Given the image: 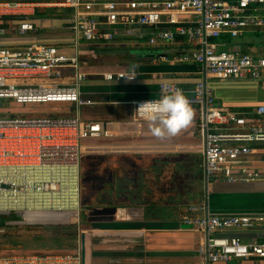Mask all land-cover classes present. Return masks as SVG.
I'll return each mask as SVG.
<instances>
[{"label": "built area", "instance_id": "1", "mask_svg": "<svg viewBox=\"0 0 264 264\" xmlns=\"http://www.w3.org/2000/svg\"><path fill=\"white\" fill-rule=\"evenodd\" d=\"M57 7L72 11L70 30L86 44L111 43L114 32L104 26L155 27L177 24L178 17L192 15L197 28L157 32L149 37L150 45L171 44L175 35L198 48L179 62L202 66L212 80H261L264 58L217 49L214 40L225 36L240 38L248 31H264V0H0V38L24 37L36 32L29 10ZM166 16L167 19H163ZM103 17L105 21L97 18ZM22 19L23 22L9 20ZM4 21L9 25L4 26ZM143 39V35H138ZM79 55L69 57L47 44H26L18 48L0 47V100L17 105H72L73 116L0 118V213L34 211H72L80 209L81 142L105 135L103 126L81 120L79 111L93 101L81 96L85 80ZM72 70V82L64 85V69ZM128 72L105 73V81H129ZM134 80V79H133ZM131 80V81H133ZM162 86L179 89L191 107L203 109L200 129L204 136L201 152L208 186L219 184L264 183V107L252 113H226L217 107L214 95L198 82L186 93L178 85L160 83L155 99L132 103L133 121L141 102L160 98ZM76 203L72 204V196ZM59 200L67 206H60ZM49 203L48 206H46ZM191 207L193 215L203 211ZM182 223L191 231L206 234L208 264L233 260L264 261V241H242L220 237L231 230H253L264 225V214H208L186 216ZM4 228L0 226V237ZM0 264H83L81 248L75 252L45 254H0Z\"/></svg>", "mask_w": 264, "mask_h": 264}, {"label": "crops", "instance_id": "2", "mask_svg": "<svg viewBox=\"0 0 264 264\" xmlns=\"http://www.w3.org/2000/svg\"><path fill=\"white\" fill-rule=\"evenodd\" d=\"M39 9L51 11L53 18L37 19L35 13ZM71 15L70 9L57 7L31 9L29 19L33 24L37 23L34 24L36 32L24 37L0 38V47L47 44L55 46L66 56L79 55L82 62L80 71L85 74L80 93L83 98L94 102L80 109L79 116L83 121L100 123L105 132L101 137L84 140L88 143L83 146L82 155L116 152L120 159L119 166L125 169L127 162H130L135 168H141L143 173V163L146 161L149 164L152 161L164 162L166 167L183 168V165L190 166L189 158L194 160L201 156L200 181L203 183V135L200 125L204 109L192 107L194 116L188 127L178 135L158 139L150 132L147 122L137 124L133 121L132 103L157 98L160 83H172L190 93L198 82H202L212 91L217 107L226 113L240 115L264 107V78L256 81L212 80L206 77L201 65L178 61L199 48L187 44L182 36L175 35V42L171 44L148 43L149 37L160 31L169 30L176 34L177 29L188 31L197 28V19L192 15L178 17L177 24L187 25L184 28L167 29L160 27L166 24H160L155 27L108 30L115 33L114 40L102 44H86L75 37L70 30ZM97 19L105 21L103 17ZM245 34L261 35L264 31H248L240 38ZM138 35H143V39H139ZM224 39L226 37L214 40L220 51L246 52L244 54L255 58L264 53L263 47L258 50L251 45L235 47L232 44L235 39L229 42ZM133 65L137 66V76L133 81H105L102 77L105 73L128 72ZM63 75L60 83L70 84L72 70L64 69ZM63 105L62 113L65 112L67 116L75 114L72 105ZM137 179H128L129 187L132 181L134 188H137ZM167 185L165 183L160 190L146 189L141 194L135 190L130 192L126 182L123 183L119 189V204L100 209L101 216L92 213L93 221L88 224L90 231L85 235V264H208L206 234L191 231L182 223L184 217H203L206 211L219 215L264 214V183L208 186L207 203L203 185L192 196L185 192L175 194L171 188H166ZM239 197L241 199H237ZM219 198L223 203L217 205ZM195 206L204 210L193 215L189 209ZM218 235L236 237L244 242L253 239L264 241V225L253 230L236 229ZM218 264H264V261L233 260Z\"/></svg>", "mask_w": 264, "mask_h": 264}, {"label": "rangeland", "instance_id": "3", "mask_svg": "<svg viewBox=\"0 0 264 264\" xmlns=\"http://www.w3.org/2000/svg\"><path fill=\"white\" fill-rule=\"evenodd\" d=\"M232 44L240 48L251 45L254 49L258 50L262 47L264 48V34H245L242 38L232 40ZM258 58H264V53L258 55ZM63 106V104L17 105L12 101L0 100V118L63 116L66 115L65 112L62 113L61 111ZM87 143L88 141L81 142V150ZM200 158L201 156H198L197 159L194 160L189 158L190 166L186 167V165H183V168L180 166L179 168L166 167L164 162L156 163L152 161V163L149 164L146 161V163H143V173L141 168H135L130 162H127L128 164L126 163L127 167L125 169L119 166L120 159L116 152L94 156L82 155L80 165L79 213L74 212L76 213L75 216L73 217L72 215V218L69 220L66 219L67 214H65V212L71 211L19 212L18 215L24 222H20L14 228L4 229V233L0 237V245L2 246L0 254L75 252L81 246V236L89 234L90 225L88 224L93 221L92 213L94 212L99 215L103 207L119 204V189L125 182L130 192L135 190L137 193L142 194L146 192V189L150 190L151 188H157L160 190L166 183L169 184L166 188H171L175 194L185 192L188 196H192L193 192H197L201 188V185H203L202 181H200V174L202 172ZM121 162H123V159ZM167 163L172 164L168 161ZM128 179H137V181H139L137 188H134L132 181L129 187L127 183ZM237 199L241 198L239 197ZM253 199L254 198L251 200ZM221 203H223L222 199L219 198L216 200L217 205ZM5 214L11 213H0V218ZM73 234L76 235L74 239L68 237ZM57 235L63 238L61 246L57 245L55 247L52 246L51 248L43 249L41 244L32 243V240L36 237L46 239ZM10 239L19 243V246L15 250L11 249L9 245H5Z\"/></svg>", "mask_w": 264, "mask_h": 264}, {"label": "clouds", "instance_id": "4", "mask_svg": "<svg viewBox=\"0 0 264 264\" xmlns=\"http://www.w3.org/2000/svg\"><path fill=\"white\" fill-rule=\"evenodd\" d=\"M135 65L128 69L125 76L131 81L137 76ZM135 116L144 119L153 136L164 139L178 135L188 127L193 119L194 112L189 100L179 89L162 86L160 98L141 102Z\"/></svg>", "mask_w": 264, "mask_h": 264}, {"label": "trees", "instance_id": "5", "mask_svg": "<svg viewBox=\"0 0 264 264\" xmlns=\"http://www.w3.org/2000/svg\"><path fill=\"white\" fill-rule=\"evenodd\" d=\"M35 17L37 19H52V12L51 11H43L41 9L37 10L36 13H35ZM10 21H15V22H23L22 19H15V20H9V23ZM8 21H4L3 20V24L4 26H8L9 25ZM35 25H37V23L35 22L34 23ZM49 24V23H48ZM226 39H224L225 41H231L232 39L230 37H227L225 36ZM222 39V38H221ZM246 53V52H243V54ZM66 215V219H71L72 218V215L73 217L75 216L76 213L74 212H65ZM22 223L24 221H22L21 217H19L18 213H12V214H5V215H2V217L0 218V226L4 229H11V228H14L16 225H18L19 223ZM74 224V223H72ZM75 225V224H74ZM74 225H70V226H74ZM53 227V226H52ZM72 239H74L76 237V235H70L68 236ZM62 237L57 235V236H53V237H49V238H46V239H42L41 237H36L35 239H33L32 243L33 244H41L42 248L43 249H48V248H51L52 246H61L62 244ZM49 244V245H48ZM5 245H9L11 247V249L15 250L18 246H19V243H17L16 241H13V240H9L7 241V243ZM58 248V247H56ZM2 250V246L0 245V251ZM13 252V251H11ZM1 253V252H0Z\"/></svg>", "mask_w": 264, "mask_h": 264}, {"label": "water", "instance_id": "6", "mask_svg": "<svg viewBox=\"0 0 264 264\" xmlns=\"http://www.w3.org/2000/svg\"><path fill=\"white\" fill-rule=\"evenodd\" d=\"M160 27L171 29V28H184L187 27V25L183 24H166V25H161ZM123 28L122 25H109V26H104L103 29L106 30H116V29H121ZM105 53V52H104ZM106 53H115V52H106ZM205 84V83H204ZM204 109V107H203ZM203 143H204V136H203ZM203 189H204V196H205V203H207V198H208V184H207V179L206 176H203ZM46 211V210H43ZM56 211V210H54ZM59 212V211H58ZM208 212L206 211L205 217L208 216ZM222 215H227V214H222ZM81 257H82V263L85 264V235L81 236Z\"/></svg>", "mask_w": 264, "mask_h": 264}, {"label": "bare ground", "instance_id": "7", "mask_svg": "<svg viewBox=\"0 0 264 264\" xmlns=\"http://www.w3.org/2000/svg\"><path fill=\"white\" fill-rule=\"evenodd\" d=\"M54 201H58V203H54V204H57V205H60V206L61 205L62 206H67L66 204H63L62 201H59V200H54ZM72 202H73L72 204L76 203V196L74 195V193H73V196H72ZM46 204H47L46 206H48L49 203H46Z\"/></svg>", "mask_w": 264, "mask_h": 264}]
</instances>
